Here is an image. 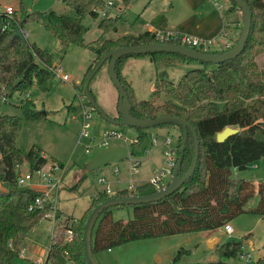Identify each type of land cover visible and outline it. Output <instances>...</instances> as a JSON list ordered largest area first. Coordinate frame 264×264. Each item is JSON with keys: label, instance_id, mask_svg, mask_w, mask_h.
<instances>
[{"label": "trees", "instance_id": "obj_1", "mask_svg": "<svg viewBox=\"0 0 264 264\" xmlns=\"http://www.w3.org/2000/svg\"><path fill=\"white\" fill-rule=\"evenodd\" d=\"M56 1L70 8L72 13H57L52 9L28 11L22 0L11 17L0 12V108L9 104L17 93L21 97L16 106L29 121L38 120L44 114L35 110L33 101L25 96L34 86L43 92L48 91L52 60L47 50L15 36V29L23 32L25 25L38 24L57 40L60 52L65 53L71 44L91 51L95 58L86 69L82 90L94 66L111 51L120 47L159 44L152 32H145L138 36L105 39L99 47H92L84 43L88 28L83 21L86 17L99 19L96 10L107 0ZM115 1L114 6L122 10L131 0ZM227 1L228 7L222 14L224 26L241 31L240 10L234 2ZM242 1L250 9L251 27L244 49L235 59L212 64L179 54L153 53L124 56L117 60L115 73L128 96L130 114L137 119L172 116L185 120L197 135L198 158L191 177L170 196L147 204L121 205L104 210L92 230L93 256L133 241L220 229L244 213L264 216V180L255 188L250 181L233 176V170L244 171L255 161L264 163V76L253 60L255 51L264 49V0ZM117 22L118 18L100 19L97 28L101 37L115 32ZM238 38L223 50L207 53L229 50ZM197 51L203 52L201 49ZM140 58H147L156 68H182V74L174 81L165 71L158 72L148 99L137 100L131 83L122 76L121 70L126 61ZM115 120L120 121L121 117L118 115ZM167 126L175 127H158ZM20 127L18 116L0 112V264H12L13 259L19 257L28 235L41 222L45 212V208H34L39 191L17 185L20 166L25 164L29 172H34L47 165L40 148L32 146L23 151L16 147ZM226 127L237 129V133L218 143L216 134ZM177 129L180 133L176 143L179 156L183 136ZM136 131V142L129 146L131 157L142 153L147 139L145 130ZM193 155L194 138L189 132L178 172L180 177L192 165ZM59 167L64 166L59 163ZM84 178L85 174L79 182ZM156 191L157 188L149 185L139 186L131 192L118 190L112 195L98 192L78 220L66 218L56 225L50 238L46 264H86L82 232L91 211L111 197L144 196ZM255 193L257 203L246 209ZM117 208L130 209L131 217L115 220L113 210ZM67 228L73 232L71 242L65 241ZM242 248L243 242L228 241L219 245L214 253L223 260H235L241 255ZM189 253L180 249L171 264H176L183 254ZM254 264H264V257Z\"/></svg>", "mask_w": 264, "mask_h": 264}, {"label": "rangeland", "instance_id": "obj_2", "mask_svg": "<svg viewBox=\"0 0 264 264\" xmlns=\"http://www.w3.org/2000/svg\"><path fill=\"white\" fill-rule=\"evenodd\" d=\"M18 1L0 0V11L6 7L7 3L13 4L17 9L19 7ZM220 1L228 2L227 0ZM24 3L32 11L52 9L57 13H72L70 8L65 7L60 2L54 3V0H24ZM83 24L88 28V32L84 36V43L95 48L99 47L98 38L101 31L96 26L97 20L86 17ZM23 32L26 33L24 36H26L29 43H33L50 53L52 70L58 67L61 70L57 74L52 73L48 80L47 92H43L34 86L29 91V96L25 97L33 101L35 110L41 113L45 112L42 118L33 121L25 120L21 110L16 106L21 97L17 93L13 95L9 104L2 105L0 112L1 114L15 115L21 119V127L15 142L17 148L28 151L32 146H36L46 156V168L53 164L59 166V163L64 166L65 171L61 177L57 195L53 193V198H56V214L61 217V223L66 218L75 221L88 208L98 190L104 188V185L98 183L100 177L116 180L117 178L111 174L112 169L117 167L120 169L118 178L124 181V183L118 184V187L126 188L127 181L130 178L126 172L127 158L113 159L93 172H84L82 165L100 152L98 149H92L90 153H85V145L89 142V138L100 141L103 133L116 131L120 134L121 140L124 138L132 139L137 136V131L127 126H115L92 110L90 111L91 119L88 129L89 138H83L81 136L80 111L86 106V100L82 93V80L87 67L92 64L95 58L94 54L88 49L73 44L68 46L65 53L60 52L57 40L38 24L29 23L25 25ZM239 34L240 31L237 33V38ZM112 35L106 34L103 40L112 38ZM253 60L264 76V49L256 50ZM160 71H165L168 78L176 81L182 74L183 69L176 67L156 68L147 58H140L126 61L121 74L134 88L135 98L137 100H147L153 88L154 79ZM62 75H67L68 81H62L60 79ZM89 91L104 114L110 119H116L118 116L116 106L119 94L109 77L108 64H103L95 73L89 83ZM145 133L147 139L143 147L146 148V151L152 150V156L151 158L150 156L146 157L142 153L136 156L142 162L139 173L134 176L135 179L148 178L151 167L154 164L159 165L163 162L162 152L165 139H170L171 146L174 148L180 134L177 127L171 126L149 128L145 130ZM121 140L111 139L109 146H123ZM124 147L129 150V144ZM254 165L256 167H253ZM21 169L26 171L27 166H23ZM84 174L85 178L80 183L79 180ZM234 178L246 179L253 183L256 188L257 183L264 180V163L255 161L249 164L246 170L237 171ZM76 184H79V186L73 189ZM257 201L258 196L255 193L245 208L253 207ZM130 217V209L117 208L113 210L115 220H127ZM230 225L234 230L232 235L226 234L222 227L212 231L133 241L114 247L109 251L97 253L94 255V259L98 264H171L180 249L190 253L183 254L176 264H209L211 262L245 264L246 256L251 251H254L253 253H256L257 256L264 257V216L244 213L231 221ZM29 235L33 246L35 248L37 246L44 262L46 249L50 242L47 236L48 229L44 223H41L37 226L36 231ZM212 238H218L219 242L211 241L208 243V240ZM228 241L243 242L242 254L235 260H223L214 253L219 245ZM36 263L29 252L25 253L24 258L19 256L12 261V264Z\"/></svg>", "mask_w": 264, "mask_h": 264}, {"label": "water", "instance_id": "obj_3", "mask_svg": "<svg viewBox=\"0 0 264 264\" xmlns=\"http://www.w3.org/2000/svg\"><path fill=\"white\" fill-rule=\"evenodd\" d=\"M231 1L234 2L237 5L238 9L240 10V14L242 17V24H241V31L239 38L237 42L229 50L219 53H203L178 44H151V45L137 46V47H120L111 51L104 58H102L94 66L92 72L88 75L83 86V92H82L83 96L86 102L88 103V105L91 107V109L102 115L106 121H108L109 123L115 126H127L140 130H146L161 125H173L182 131L183 142L179 152L176 168L172 174L171 180L168 183V185L157 190L154 193L147 194L144 196H130L127 198L111 197L105 200L104 202H102L101 204H99L98 206H96L91 211L83 226V232H82L83 254L86 260V264H98L95 261L91 250V235L96 220L104 210L110 207L121 206V205L131 206L138 204H147V203L159 201L163 198L170 196L172 193L179 190L182 187V185L191 177V175L194 172L198 158L197 135L193 130V128L185 120L172 116L157 117L155 119H137L130 114L131 106L128 96L124 88L120 84L119 79L115 73V65L117 60H119L124 56L147 55L153 53L179 54L193 60H197L203 63H212V64L223 63L235 59L243 51L246 41L248 39L250 27H251V12L248 5L242 0H231ZM14 34L18 38H20L23 42H26V37L24 36V33L21 32L19 29H15ZM107 61H108L109 77L111 79L112 84L118 90V94H119L117 113L121 117L120 121L108 118L104 114V112L97 106L94 98L91 96L89 91V83L91 79L93 78L95 73L102 67V65ZM42 113L44 114L45 112ZM189 132L192 134L194 138L193 161L188 171L183 176L180 177L178 175V172L180 169V165L185 149V144ZM236 133H237V129L232 127H226L221 132L216 134V141L218 143H222L228 137H231ZM128 155H129V151L124 146H108L103 150H101L88 162L84 163L82 165V169L85 172H93L98 168L106 165L113 159L121 160L123 158H127ZM258 259L259 256H257L256 260ZM209 264H225V263L211 262Z\"/></svg>", "mask_w": 264, "mask_h": 264}, {"label": "built area", "instance_id": "obj_4", "mask_svg": "<svg viewBox=\"0 0 264 264\" xmlns=\"http://www.w3.org/2000/svg\"><path fill=\"white\" fill-rule=\"evenodd\" d=\"M213 4L217 8H222L223 5L218 0H212ZM113 6V2L111 0H107L102 7L96 10L99 18H107V10L111 9ZM14 9L12 7H5L0 12L5 13L7 16L11 17ZM6 27V26H5ZM154 38L159 42V44H177L175 42H179L180 44L187 48L191 49H201L203 53H207L215 50L219 46L217 38H199L190 36L187 34H183L181 32L173 31V30H158L153 32ZM227 47V46H226ZM60 68L53 69L50 68L51 74H57L60 72ZM60 79L64 82L68 81L67 75L60 76ZM29 96V93L25 96ZM92 111L91 107L86 104L80 111V119L82 122V132L81 136L83 138H89L88 129L90 127V119ZM120 134L116 131L105 132L102 134V139L100 141H94V138H89V142L85 145V153H90L92 149H98L99 151L108 147L110 144V140H121ZM124 143V146L136 142V137L132 139H123L121 140ZM172 142L170 139H165L163 142V163L160 168H156L152 170L151 175L148 179L142 181H135L134 176L139 173L140 160L136 157H131L128 155V174L130 176L129 181L127 182L126 189L131 192L136 190L139 186H154L157 190L165 187L171 180L172 174L176 168L178 154L176 151V147L171 146ZM128 149V148H127ZM129 151V150H128ZM26 166L25 164L19 167V177L17 180V185L22 189H34L39 191L40 195L34 200V208L43 209L45 208V212L43 214L42 220H47L50 222L52 226L51 237L54 233V229L56 225L59 223L56 222L57 214H56V198H53V193L58 192L59 184L62 175L64 174V167L60 168L59 166L53 164L50 165L49 168L46 166L42 169L36 170L34 172H29L28 170L23 171L21 167ZM113 174H118L119 170L117 167L112 169ZM98 183L104 185L102 188V192L112 195L114 194L110 187L109 182L104 178L100 177L98 179ZM123 190V189H122ZM96 196V195H95ZM56 197V196H54ZM95 198V197H94ZM41 220V221H42ZM226 234L232 235L234 233L233 228L230 224H226L224 227ZM64 237L66 242H71L73 237V232L70 228H67L64 232ZM243 249V248H242ZM247 254L245 259V264H254L257 260L256 253ZM21 254V252H20ZM242 254V253H241ZM240 256V255H239ZM261 258V256H259ZM36 264H46V261L40 262L37 261Z\"/></svg>", "mask_w": 264, "mask_h": 264}, {"label": "crops", "instance_id": "obj_5", "mask_svg": "<svg viewBox=\"0 0 264 264\" xmlns=\"http://www.w3.org/2000/svg\"><path fill=\"white\" fill-rule=\"evenodd\" d=\"M111 1L113 2V6L111 9L107 10V14H108L107 17L118 18V22L116 26V31L107 33V34H113L112 38H107V39L115 40L119 37L126 35L138 36L145 32L153 33L158 30H173L199 38L215 37L217 38L219 44V46L215 48V50L220 51L223 50L226 46L233 44V42L237 38L236 37L238 33L237 29H235L233 26H229L226 28L224 26L222 14H223V10H225L228 7V3L224 1L218 0L223 5V7L217 8L213 4L212 0H131L129 4L122 10L114 6L116 2L115 0H111ZM57 2L58 1L54 0V3ZM19 3L20 0L18 1V5ZM6 7H12L14 10H18L19 8L18 7L16 9L13 4H9V3H7ZM24 7L26 8V10L32 11L27 6H25V3H24ZM100 19H97V24ZM105 35L101 37V33H100V36L98 38L100 42L99 44H101ZM142 154H144L146 157L150 156L151 158L152 150L146 151V148H144ZM43 156L46 158L45 154H43ZM128 162L126 167L127 173H128ZM141 162L142 160H140V164ZM162 163L163 162H161V164L159 165L154 164L151 167L150 175L152 170L156 168H160L162 166ZM253 167H256V165H254ZM118 170H119L118 174L115 175L113 174V172L111 174L113 177L117 178L116 180L113 181L111 179L105 178L109 182V187L111 191L115 190L112 192H116L118 190H122L125 188V187L124 188L118 187L119 186L118 184L124 183L123 180L118 178L120 174V169ZM236 172L237 170H233V176L236 175ZM148 178H140V179L134 178V179L135 181L139 182L142 180H146ZM101 190L102 188L98 190V192ZM60 220L61 217L57 216L56 222L58 223L60 222ZM41 223H44L45 227L48 229L47 236L49 237L50 240L52 226L50 222L47 220H42L41 222H39L32 229L30 233L36 231L37 226H39ZM211 241L219 242L218 238H212L208 240V243ZM48 248H49V243L46 249L47 252L45 254L44 261L46 260L47 257ZM26 252H29L31 256L34 257L36 262L37 261L43 262L42 255L39 254L40 251L37 250V246L36 248L35 246H33L30 235H28L26 240V245L22 249L21 254L19 256L24 258Z\"/></svg>", "mask_w": 264, "mask_h": 264}]
</instances>
